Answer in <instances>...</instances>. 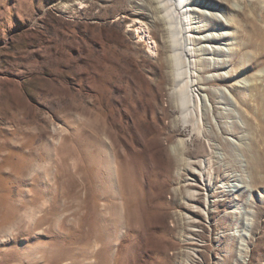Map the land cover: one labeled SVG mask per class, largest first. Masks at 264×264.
<instances>
[{"label": "rangeland", "instance_id": "374dc122", "mask_svg": "<svg viewBox=\"0 0 264 264\" xmlns=\"http://www.w3.org/2000/svg\"><path fill=\"white\" fill-rule=\"evenodd\" d=\"M185 6L196 126L141 78L160 0H0V264H264V0Z\"/></svg>", "mask_w": 264, "mask_h": 264}, {"label": "bare ground", "instance_id": "6f19581e", "mask_svg": "<svg viewBox=\"0 0 264 264\" xmlns=\"http://www.w3.org/2000/svg\"><path fill=\"white\" fill-rule=\"evenodd\" d=\"M160 1L161 3H163V7L168 12V18L170 20L169 22H171L170 23L171 27L172 25L174 26L173 34L175 35V40H174V43H172L173 44L172 46H173V50L175 51V55L174 57L171 56L170 58L169 56H166L165 54L160 52L159 57L156 62L157 64L156 65L153 64V67L157 69V72L156 71L154 72L153 70V72H150L149 75H144V74L141 75V78L145 85L147 86L153 85L154 88L158 90H161L162 87L166 83L170 85L172 81L173 88L171 92H169L170 102L173 103V100H175L176 98L178 103L177 105H175V107L178 108L182 113L181 120L185 124H193L194 126H196V124H198V120L196 121L197 117L195 116V113H194V101L191 96L193 84L191 80L192 85H190V77H189L190 75H189V70H188L189 63L187 60L189 51L187 50V37L184 34V20L187 19V17H186V14L181 10L182 7H186L185 3H187L189 0H160ZM206 39L209 40V39H212V37L211 38L207 37ZM169 47H171V45ZM169 51H170V48H169ZM220 66H221L220 63H217L214 65L215 69ZM150 83H153V84H150ZM165 113L166 112L163 111L162 115L164 116ZM186 150L187 148L185 146L184 141L176 145H173L171 147L172 163L175 164V166H179V167L184 165L185 170L188 172V174H196L197 171L194 168V164H196V162H193L191 160L186 161L183 159L184 157L182 154L186 153ZM204 181L206 182L207 180L205 179ZM198 184H199L198 179H196L194 176H191V175L187 176V178L183 181V185L181 186L184 189L183 192L185 193V197H184L185 203L184 204H186L189 210L193 213L195 212H201V213L205 212L206 213V209L204 210V209L199 208V206H197V204L195 203L198 199V196L200 195V192L196 190V188L199 187ZM204 186L208 188V184H205ZM224 186L220 184L217 187H214V189L218 191V193L216 195L217 199L213 202L215 203L217 202L218 207H222L226 203L230 202V199L225 197L226 191L225 190L221 192L219 191L220 188H225ZM173 193L175 196H179L182 193V191L178 187L173 190ZM227 195H230V194H227ZM186 218L189 221H191L189 223H193V224H190L189 226L190 236L187 239L186 243L190 245H194L195 241L193 240V238L196 235L195 233L196 231L194 230L196 228V226L194 225V221L196 220H194V218H192V216H189V215H186ZM190 219H192L193 221ZM219 224L221 225L224 224V221H221ZM192 250L196 252V250L194 249Z\"/></svg>", "mask_w": 264, "mask_h": 264}]
</instances>
